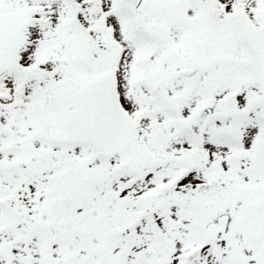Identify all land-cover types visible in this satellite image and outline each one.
<instances>
[{"label":"snow or ice","instance_id":"6c2138e0","mask_svg":"<svg viewBox=\"0 0 264 264\" xmlns=\"http://www.w3.org/2000/svg\"><path fill=\"white\" fill-rule=\"evenodd\" d=\"M0 264H264V0H0Z\"/></svg>","mask_w":264,"mask_h":264}]
</instances>
